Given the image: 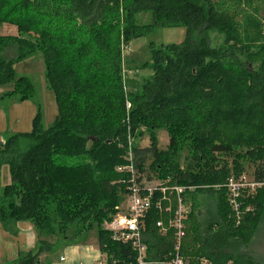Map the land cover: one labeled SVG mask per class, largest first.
Masks as SVG:
<instances>
[{
    "label": "trees",
    "instance_id": "1",
    "mask_svg": "<svg viewBox=\"0 0 264 264\" xmlns=\"http://www.w3.org/2000/svg\"><path fill=\"white\" fill-rule=\"evenodd\" d=\"M141 12L151 13V23L137 22ZM1 25L16 32L0 34V87L12 83L2 95L33 98L32 82L14 64L38 55L57 107L48 127L38 109L29 132L0 141V169L6 163L10 174L0 221L29 220L37 236L36 249L11 264H51L41 254L69 242L70 229L76 238L94 227L104 261H135L132 246L101 227L126 199L127 174L115 167L126 162L128 127L150 142L132 145L138 181L191 187L182 193L189 205L183 260L264 264L242 251L264 217V0H0ZM151 27H184L185 38L152 48L149 77L126 95L121 51ZM9 48L11 58L4 55ZM161 129L169 137L165 149L158 147ZM20 137L30 145L18 153ZM245 156L253 181L263 184L241 201L252 207L237 218L226 188L216 185L241 173ZM160 196L154 192L144 217L153 258L168 255L175 242L171 229L161 234L156 226L166 219L154 204Z\"/></svg>",
    "mask_w": 264,
    "mask_h": 264
},
{
    "label": "rangeland",
    "instance_id": "2",
    "mask_svg": "<svg viewBox=\"0 0 264 264\" xmlns=\"http://www.w3.org/2000/svg\"><path fill=\"white\" fill-rule=\"evenodd\" d=\"M137 22L139 24H149L152 21V15L149 12H141L136 14ZM152 29L145 35L135 38L131 40L129 45L121 51L122 57V87L124 93L127 95V89H131L132 87L137 85H140L143 80L149 77L151 71L149 69V66L151 65V49L160 46L161 44H167V43H179L183 41L185 38L186 30L184 27H151ZM14 26L12 25H6L0 26V34H14L16 33ZM215 40L214 43H218L221 41V38H217V35L213 33L212 35ZM151 45V46H150ZM14 50L12 48H9L4 51V55L7 58H11L14 56ZM14 69L17 75L19 76H26L33 84L34 86V95L33 98L29 100H24L23 103L17 108L10 104V100L4 99L0 100V115H5V122L2 130H0L2 139L5 140L7 136H10L11 134L17 133L19 131H29L31 130V121L30 117H32V112L36 111V108L40 110V119L41 123L44 127H48L51 122L53 121L55 115L57 114V107L54 100V95L51 90L47 89L45 86V80H44V66L43 61L40 56L34 55L31 56L28 60H22L19 62H16L14 64ZM12 86V83L6 84L2 87H0V96L3 93V91L8 90ZM128 98V97H127ZM129 103L128 100H126V104ZM130 104V103H129ZM13 106V107H11ZM37 112V111H36ZM28 128V129H27ZM128 132V131H127ZM19 133V132H18ZM168 133L166 130L161 129L157 131V137H158V147L159 149H165L168 144ZM133 137V136H132ZM129 141L131 144H134V141H137V144L141 147L149 145V138L147 133H144V135L138 137L137 139L126 138L127 147L129 144ZM30 142L26 138L20 137L17 144L18 153L24 152L29 147ZM126 147V148H127ZM236 151H241L242 153L245 152V149L238 148ZM184 153V152H183ZM186 154V152H185ZM226 159V157H225ZM232 157H228L227 160L229 161L230 166H232L231 162ZM241 165H242V172L238 175H235L232 173L230 176H234L236 178H239L241 176L244 177L246 182H252L253 181V172H254V165L253 162L248 157H242ZM9 167L8 164H2V167L0 169V194L2 193L3 187L7 182L10 180V174H9ZM146 172H150L149 169L146 170ZM259 188V187H257ZM248 188L247 186L242 191V196L240 201H243L245 199L253 198L257 193L256 189ZM125 203L126 199L123 198V200L120 202L119 205H117L118 209L113 215H116L125 209ZM248 207H252L251 204H247V206L242 207V210L248 211ZM201 213L205 212V207H200ZM241 210V211H242ZM112 215V216H113ZM111 217V216H110ZM103 220L101 227L103 228L104 225ZM22 224L20 226H14L15 229L18 230L19 235L22 234L23 228L26 223H29L32 225V223L29 220H22ZM33 226V225H32ZM34 228V227H33ZM35 231V229H34ZM96 227L86 230L82 232V234H79L80 236L74 238L75 230L74 228L70 229L67 232V235L70 238L69 242H65L63 244L57 243L54 244L52 253L47 254L46 257H43V259H47L48 261H54L53 263H61L59 262V256L66 257V254L68 252L67 246L74 247L75 245H89L91 246H97L98 247V241H97V235ZM33 232V230H32ZM24 234H27L29 236V232L25 231ZM54 238H50L52 241ZM35 247L32 250L36 249L37 246V236L36 240L34 239ZM31 251V250H30ZM242 251L247 252L253 256L256 261L264 262V217H262L261 222L259 223L256 231L254 232L248 246L244 247ZM28 252V251H26ZM26 252H23L26 253Z\"/></svg>",
    "mask_w": 264,
    "mask_h": 264
},
{
    "label": "built area",
    "instance_id": "3",
    "mask_svg": "<svg viewBox=\"0 0 264 264\" xmlns=\"http://www.w3.org/2000/svg\"><path fill=\"white\" fill-rule=\"evenodd\" d=\"M127 109L130 104H126ZM130 127H128V139L130 135ZM125 163L115 167V170L121 174H127L126 178H122L121 182L125 183L127 195L125 210L111 216L109 220L104 221L103 229L110 232L113 240L121 243H129L136 252L134 262L119 263L113 260L110 264H189L183 260L180 255L182 237L184 236V223L189 213V205L184 201L182 195L187 188L182 185L167 186L154 181H146L142 179L138 181V173L133 162L132 144L129 141L128 147L124 154ZM263 183L246 182L244 177L236 178L230 176L223 184L216 187H224L227 191L228 203L236 215L240 216L242 210L241 196L243 189H255ZM155 191H159L161 196L155 201V206L160 213L166 215V219H157L156 226L161 234H166L170 229L174 232L175 242L173 243L169 254L160 258L147 257V245L144 243V217L151 207L152 197ZM174 194V199L170 198L167 193ZM172 201H175L172 203ZM249 209V207H248ZM65 257L60 256V261ZM78 264H84L82 262ZM96 264H108L101 257ZM199 264H211L207 260H201ZM228 264H230L228 262Z\"/></svg>",
    "mask_w": 264,
    "mask_h": 264
},
{
    "label": "crops",
    "instance_id": "4",
    "mask_svg": "<svg viewBox=\"0 0 264 264\" xmlns=\"http://www.w3.org/2000/svg\"><path fill=\"white\" fill-rule=\"evenodd\" d=\"M3 26H6V25H3ZM12 33L14 34V32ZM30 57L24 60H28ZM5 98L6 96H3L1 94L0 100H4ZM6 99L10 100L11 101L10 104L13 105L14 107L16 105L17 108H19V106L24 101V100L19 101L17 100L16 97H12V96H7ZM26 100H29V99H25V101ZM37 110L38 108H36V111ZM36 111H33L31 114L32 117H30V120H29L31 121L30 127H32V121H33L34 116L37 113ZM5 121H6L5 115L3 112V115L2 114L0 115V130H2ZM16 131H18L19 133H25V132H29L30 130L24 131V132L19 131V130H16ZM2 137L4 136L1 135V132H0V141L5 142V140L2 139ZM20 224H22L21 220L15 222L14 224L10 223V225L8 224V226H5L0 221V264H11L14 261H16V259L19 256L23 255V252L30 251L35 247L34 239L36 240V232L34 231L33 226L29 223H26L25 225H23L24 228H23L22 234L19 235V232L17 229H15V227L20 226ZM13 225L14 226L16 225V226L12 228ZM25 231L29 232V236H27V234H24ZM67 248H68V252L63 261H60L61 255L59 256V262H61L60 264H78L80 262L84 264H96L97 260H99L102 257V254L99 251L97 246L90 247L89 245L82 246V245L77 244L74 247H69L68 245ZM46 256H47V253L41 254L40 256L41 260H44L43 257H46ZM53 262L54 261L52 260L50 263L59 264V263H53Z\"/></svg>",
    "mask_w": 264,
    "mask_h": 264
}]
</instances>
